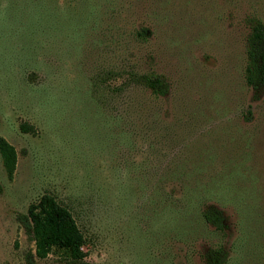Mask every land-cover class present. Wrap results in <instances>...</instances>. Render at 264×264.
Wrapping results in <instances>:
<instances>
[{
  "label": "rangeland",
  "instance_id": "374dc122",
  "mask_svg": "<svg viewBox=\"0 0 264 264\" xmlns=\"http://www.w3.org/2000/svg\"><path fill=\"white\" fill-rule=\"evenodd\" d=\"M250 17L264 21V0H0V137L17 155L11 180L0 159V264H65L59 251L27 260L18 217L44 193L72 214L91 264H205L210 250L264 264Z\"/></svg>",
  "mask_w": 264,
  "mask_h": 264
},
{
  "label": "trees",
  "instance_id": "16d2710c",
  "mask_svg": "<svg viewBox=\"0 0 264 264\" xmlns=\"http://www.w3.org/2000/svg\"><path fill=\"white\" fill-rule=\"evenodd\" d=\"M248 32L244 40L243 73L246 84L253 90L264 87V21L255 18L247 20ZM147 29H141L139 35L145 37ZM145 88L158 97L169 93L166 82L159 77H140ZM0 159L8 180L16 170L17 155L15 149L0 137ZM202 217L207 224L217 229L223 228L221 213L208 207ZM25 236L31 244L27 260H43L53 251H59L65 264H91L86 260V240L78 228L70 211L56 198L44 193L31 202L26 213L18 217ZM222 250H210L205 257V264H225Z\"/></svg>",
  "mask_w": 264,
  "mask_h": 264
}]
</instances>
